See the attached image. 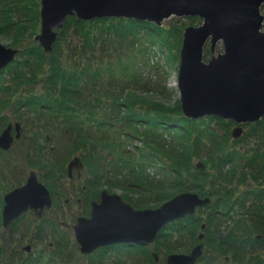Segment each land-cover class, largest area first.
<instances>
[{
	"label": "trees",
	"instance_id": "obj_1",
	"mask_svg": "<svg viewBox=\"0 0 264 264\" xmlns=\"http://www.w3.org/2000/svg\"><path fill=\"white\" fill-rule=\"evenodd\" d=\"M39 12L40 0H0V35L21 50L0 70V132L13 120L23 127L29 123L34 141L41 136L49 144L30 145L40 156L32 163L41 164L43 174H66L67 160L79 156L84 183L93 191L85 195L86 214L103 189L120 192L136 209L156 208L177 194L194 192L211 199L212 213L227 212L229 204L247 205L255 231L264 227V118L246 125L237 139L230 120L187 118L179 99L172 101L176 88L161 78L165 66L157 71L158 60L148 64L170 46V38L175 40L171 56L179 60L182 29L197 17L173 29L126 18L69 17L47 54L34 40ZM123 51H130L125 58L115 55ZM209 56L205 46L203 59ZM58 133L66 144L61 155ZM244 140L253 143L249 154L232 145ZM42 148L54 154L52 162L42 157ZM2 206L3 197L0 228Z\"/></svg>",
	"mask_w": 264,
	"mask_h": 264
},
{
	"label": "water",
	"instance_id": "obj_2",
	"mask_svg": "<svg viewBox=\"0 0 264 264\" xmlns=\"http://www.w3.org/2000/svg\"><path fill=\"white\" fill-rule=\"evenodd\" d=\"M264 0H40V29L34 40L44 53H51L69 17L80 21L105 18H126L147 21L160 27L170 17H197L198 26H187L182 32L177 75V92L185 117L200 119L215 116L232 121V138L243 132V125L264 118ZM209 43L211 56L203 59ZM222 51L214 54L216 44ZM21 50L0 42V70L14 61ZM12 125L0 133V149L8 150L14 138ZM19 123H15L19 138ZM196 166L204 169L198 162ZM83 163L78 156L68 163L80 171ZM211 199L197 193L184 192L164 201L153 209H135L118 192H100L99 201L91 203L89 217H80L73 226L80 252L89 254L98 247L112 243H134L148 246L160 230L171 221L194 213ZM48 189L30 171L22 186L3 196L2 238L11 224L28 209L40 211L50 207ZM202 236L200 235V238ZM201 245L189 256H169L167 264H193Z\"/></svg>",
	"mask_w": 264,
	"mask_h": 264
},
{
	"label": "flooded vegetation",
	"instance_id": "obj_3",
	"mask_svg": "<svg viewBox=\"0 0 264 264\" xmlns=\"http://www.w3.org/2000/svg\"><path fill=\"white\" fill-rule=\"evenodd\" d=\"M15 123H9L14 138L11 147L25 139L22 123L19 138L15 139ZM30 140L34 143V139ZM11 147L0 149V155H8ZM58 162L61 164L60 159ZM68 163L66 174L61 170L42 175L35 171L49 191L50 207L40 213L28 209L11 224L5 239L1 221L0 264H167L169 256H189L198 245L200 253L193 264H264V227L255 231L253 212L247 205L238 204H229L223 213L210 212L213 206L207 204L197 207L194 213L168 223L148 246L112 243L89 254L81 253L73 226L78 218L89 217L91 208L86 214L83 203L87 200L85 195L93 191L85 183L80 184L84 182V164L80 171L72 169L68 174ZM25 181L26 178L21 186Z\"/></svg>",
	"mask_w": 264,
	"mask_h": 264
},
{
	"label": "rangeland",
	"instance_id": "obj_4",
	"mask_svg": "<svg viewBox=\"0 0 264 264\" xmlns=\"http://www.w3.org/2000/svg\"><path fill=\"white\" fill-rule=\"evenodd\" d=\"M261 13L264 14V5H262V7H261ZM175 18H177V17H170L169 19L165 20L163 22L162 26L169 27V26H172V25L174 26V24L176 26H178L179 22L182 23V25H186L189 22L188 19H181V18H180L181 19L180 21L174 22ZM193 22L195 23V24H193V26H198V25H200L202 20L199 19V21H193ZM162 26H160V27H162ZM173 26H172V29H173ZM39 29H40V26H39ZM172 29H171V32H172ZM183 30H184V28L182 29V31ZM262 30H264V25L262 27ZM38 32H39V30L37 31V33ZM27 34H29V33H27ZM177 35H178V33H177ZM181 38H182V36H181ZM26 39L29 40L27 37H26ZM174 41L175 40L173 38H170L169 39L170 46L167 44L166 46L163 47L164 48V53L163 54H159L158 53L157 57L154 58V56H155L154 55L153 57H150L149 60H148V62H149L148 64L151 65V66H153L155 64V61L158 60V62H156V63H158L157 64L158 65L157 71L162 66L163 67L165 66L164 67L165 68V73H163L161 75L162 76L161 78L163 79V81L166 82L167 87L169 86L172 89L176 88L175 89L176 94L172 95V101L178 98V92H177L176 83H177V75H178L179 63H180V57H179V60H177L175 57L173 58L171 56V53L175 52L173 47H171V46L174 45ZM0 42H2L3 44H5L7 46H10L9 41L5 40V38L2 35H0ZM205 46L207 48L210 47L209 43H207V45H205ZM220 48H221V50H220ZM131 51H132V53L134 55H138L139 51L136 48H132ZM179 51H180V48H179ZM221 51H222L221 44L220 43L216 44L215 49H214V54L220 53ZM127 52H130V51H123L122 54H120L118 52H115V55L125 58L126 57L125 55H126ZM203 54H204V52H203ZM64 55H66V53H64ZM109 58H110V55H109ZM209 58H210V56H209ZM204 61H207V60H204ZM134 63H136L138 67H140V68L142 67V64L140 62L134 61ZM137 88L139 90H142V92L146 90L144 88L141 89L140 87H137ZM141 95H144V93H142ZM170 103L172 104L173 102L170 101ZM30 118H32V117H30ZM52 122H53V120H52ZM245 126L246 125H243L244 129L247 127V126L246 127ZM31 134L32 133H31V129L29 128V123H24V133H23V135L25 136V139H21L20 142H16L11 147V149L9 150L8 155L6 154L5 157H2L0 155V161L3 162V166H0V195H1L0 196V206H1V198L3 197V195L7 191H9L11 188H16V187L21 186V183L25 180V178L28 175L29 171H31V170L36 171L37 170L38 173L41 174V175L45 171V168L41 164L32 163V161H34L36 159H40V156L37 155V153H34L33 150L30 151V149H32V147L30 145H32V142H33V141L30 140V138H32ZM40 134L45 135V132H40ZM51 135H52V133H51ZM45 136H47V135H45ZM56 136L57 135H55V137ZM58 139L60 141H62L61 140V136H60L59 133H58ZM257 141L259 142V140H257ZM34 143H36V141H34ZM37 143L38 144H44L45 146L49 147V144H46L45 142L43 143V140H42L41 136H40V139L37 141ZM37 143L34 144L35 148H38V146H37L38 144ZM250 144L253 145L252 141H248V140H244V142H239V143H236V144L232 143V145H234L235 148H241L240 150L244 154L251 153ZM44 145H42V146H44ZM62 145L66 146L64 141H62L60 147H58L57 151L59 152L58 153L59 155H61V153L63 151V146ZM40 152L43 155L42 157L46 158V160H49L51 162L54 160V157H53L54 154L47 155L46 153L48 151L45 148H42V150ZM29 154L31 155L30 159H29V156H30ZM35 155H37V156H35ZM3 159H5V161ZM72 159H73V156L67 161L70 162ZM66 164H67V162H66ZM224 170H226V168H224ZM19 182H21V183H19ZM80 184L82 185V184H84V182H82ZM169 192H171V191H169ZM64 206H65V204H64ZM1 211H2V209H1ZM60 219L63 220V218H61V217H60ZM1 221H2V216H1ZM0 232H2V231H0ZM0 235H1V233H0Z\"/></svg>",
	"mask_w": 264,
	"mask_h": 264
}]
</instances>
